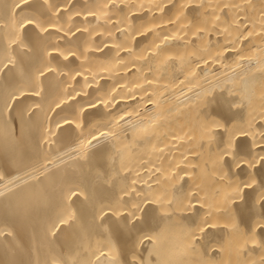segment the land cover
Wrapping results in <instances>:
<instances>
[{
    "label": "bare ground",
    "instance_id": "bare-ground-1",
    "mask_svg": "<svg viewBox=\"0 0 264 264\" xmlns=\"http://www.w3.org/2000/svg\"><path fill=\"white\" fill-rule=\"evenodd\" d=\"M0 264H264V0H0Z\"/></svg>",
    "mask_w": 264,
    "mask_h": 264
}]
</instances>
